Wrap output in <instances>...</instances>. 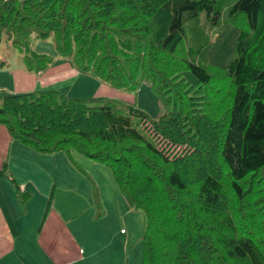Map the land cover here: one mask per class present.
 Masks as SVG:
<instances>
[{
	"label": "trees",
	"instance_id": "obj_1",
	"mask_svg": "<svg viewBox=\"0 0 264 264\" xmlns=\"http://www.w3.org/2000/svg\"><path fill=\"white\" fill-rule=\"evenodd\" d=\"M50 36L74 71L125 94L149 83L164 113L117 97L19 92L0 103L10 138L107 164L145 214L140 264H264V0H0V42L42 61L38 70L53 58L30 39ZM3 176L23 204L7 160ZM0 211L13 235L1 191Z\"/></svg>",
	"mask_w": 264,
	"mask_h": 264
},
{
	"label": "rangeland",
	"instance_id": "obj_2",
	"mask_svg": "<svg viewBox=\"0 0 264 264\" xmlns=\"http://www.w3.org/2000/svg\"><path fill=\"white\" fill-rule=\"evenodd\" d=\"M30 47L37 53L51 55L52 63L38 70L36 67H39L42 61L33 56L28 61L25 50L14 46L12 39L4 37L1 40L0 103L4 95L19 93L16 91L22 87L18 88L17 79L19 80V73L25 75L22 71L33 76L32 90L56 89L77 98H89L101 93L104 99H109L108 92L100 91L101 86L104 84L108 89H117L90 72L76 71L63 78L40 81L39 77L51 67L65 62L72 66V63L59 56L52 36L47 39L31 37ZM26 77L28 83L30 77ZM120 92L122 91L120 90ZM127 94L130 95V98L121 95H118L117 98L133 101L137 107L145 110L154 119L164 113L162 103L149 83L143 82L136 92ZM14 145L15 149L0 155V163L7 160L8 164L9 161L10 169L16 176L20 175L41 193L46 194L45 197L35 196L34 201H36L37 207L39 206L38 209H43L36 228L40 227L44 212L51 210V206L49 209H46V206L51 190H53L59 208L63 211L69 209L71 212L76 210L73 228L77 231H86L87 237L98 246L108 242L106 249L98 247L97 250L102 251L103 258L101 259L98 253L96 264H140V238L145 230V214L141 210L131 209L128 206L107 164L84 156L73 148L69 149V153L66 150L42 153L18 141ZM0 185L8 207L14 213V210L18 209L20 205L14 185L6 177L2 178ZM94 190L97 192L100 207L96 204ZM23 199L25 200V198ZM99 210L102 213L96 217V212ZM87 211L95 220L103 218L93 233L89 230L95 227L91 221L85 218ZM109 255H113V258L109 259Z\"/></svg>",
	"mask_w": 264,
	"mask_h": 264
},
{
	"label": "crops",
	"instance_id": "obj_3",
	"mask_svg": "<svg viewBox=\"0 0 264 264\" xmlns=\"http://www.w3.org/2000/svg\"><path fill=\"white\" fill-rule=\"evenodd\" d=\"M22 72L25 75L19 73V80L17 79L18 88H22L16 92L32 91L33 76L24 71ZM73 72L76 71L73 70L71 64L65 62L56 67H51V69L42 74L39 79L43 81L46 79L63 78L69 76L70 73L72 74ZM26 76L30 77L28 83ZM100 91L108 92L110 95L109 97H118V95H121L130 98L128 94L126 95L115 89H108L104 84L101 86ZM98 95H101V93ZM16 141L17 140L10 138L6 127L0 124V155L15 149L16 147L14 144ZM2 164L3 163H0V167H2ZM7 167L8 170L11 171L10 173L15 178L20 189L26 191L29 196L23 204L20 202L18 209H15L14 213L9 209L10 207H8L14 220L15 233L13 235L0 211V264H96V261H98L96 255L98 253L101 259L103 258L102 251L97 249L98 247L99 249H106L108 242H104L98 246L87 237L86 231H77L73 228L72 224L75 222L73 218L77 214L76 210L71 212L69 209L63 211L59 208L53 190H51L54 200V203L52 201L53 209L41 221L40 227L36 228L43 209H38L39 206L37 207L36 201H34L35 196L45 197L46 194L41 193L35 186L23 179L20 175L19 177L16 176L10 169L11 166L9 165V161ZM4 177L5 176L0 178V184ZM12 184L17 194L16 185L13 182ZM0 191L8 206L1 185ZM85 218L91 221L95 227L89 230L91 233L94 232L96 227L100 225V220L103 219L98 218L95 220L92 218L89 211L85 213ZM111 258H113V255H109V259ZM109 261L111 262L112 260Z\"/></svg>",
	"mask_w": 264,
	"mask_h": 264
}]
</instances>
